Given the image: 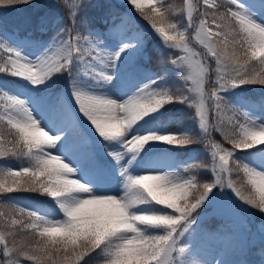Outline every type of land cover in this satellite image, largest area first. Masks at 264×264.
I'll list each match as a JSON object with an SVG mask.
<instances>
[{"label": "snow or ice", "instance_id": "6c2138e0", "mask_svg": "<svg viewBox=\"0 0 264 264\" xmlns=\"http://www.w3.org/2000/svg\"><path fill=\"white\" fill-rule=\"evenodd\" d=\"M125 2L106 32L85 34L78 0L50 42L0 29V264H248L204 248L200 210L230 190L264 214V100L242 95L264 86V0ZM137 15L180 87L130 75L145 55ZM176 105L195 130L169 125ZM194 145L206 159L176 155Z\"/></svg>", "mask_w": 264, "mask_h": 264}, {"label": "rangeland", "instance_id": "374dc122", "mask_svg": "<svg viewBox=\"0 0 264 264\" xmlns=\"http://www.w3.org/2000/svg\"><path fill=\"white\" fill-rule=\"evenodd\" d=\"M119 1L124 7L121 10L101 15L100 18H97L101 22L80 14L79 19L85 22L80 27L85 34H88L93 28L106 32L113 20L116 24H120L121 16L130 13L131 9L125 0ZM59 4L60 0H31L30 4L0 7V29L10 33H18L22 39L50 42L52 37L56 35V31L68 24V15ZM125 19H127L126 16ZM132 27L139 28L145 35V55L133 62V67L129 70L130 75L156 73L165 76L167 87H180L182 82L179 80L174 67L168 63V59L164 62L162 74L156 71L146 60L147 48L150 43L165 51L168 57L174 53L163 46L157 35L147 30V22L139 18L138 15L133 18ZM113 94L119 95L118 90L113 89ZM242 95L246 96L253 104H259L264 100V91H259L252 86H247ZM191 116L192 110L187 106L176 105L168 114V122L173 128L181 127L195 130ZM217 138L219 139V137ZM193 154L200 159H206L202 145H194L176 155L180 159H185ZM8 163L14 167L20 166L19 161L11 160ZM204 175L206 180L210 179V173ZM14 195L21 201L36 202L34 198L22 193ZM226 201H231L235 208L228 207ZM205 207L202 212L203 219L200 220L201 233L205 237L204 248L211 249L213 252H222L223 258L229 261L244 260L248 264H261L264 261V255H262L264 246L261 244L260 237V228L264 226V219L257 220L256 224L255 220L252 222L250 218L245 217L246 215L240 212V205L231 192L224 193L219 200Z\"/></svg>", "mask_w": 264, "mask_h": 264}, {"label": "trees", "instance_id": "16d2710c", "mask_svg": "<svg viewBox=\"0 0 264 264\" xmlns=\"http://www.w3.org/2000/svg\"><path fill=\"white\" fill-rule=\"evenodd\" d=\"M167 2L172 4L176 8H179V7L182 6V0H167ZM60 3L63 4V0H61ZM79 3L83 5V7L81 8V12L92 14V15H98L109 4V2H105L104 3V1H103L101 3V5L100 4L96 5V4H93V0H80ZM150 58H151V61H152L153 65L155 67L159 68L160 64H161V61L164 59V55H163V53L161 54V52L158 50V48L151 47V49H150ZM254 86H258V87H263L264 88V86H260V85H254ZM240 178L243 179L242 176ZM25 194H27V193H25ZM27 195H30V196L33 197V194H27Z\"/></svg>", "mask_w": 264, "mask_h": 264}]
</instances>
